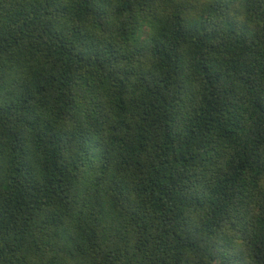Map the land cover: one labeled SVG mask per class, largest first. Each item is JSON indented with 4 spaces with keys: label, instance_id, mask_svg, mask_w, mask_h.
I'll return each instance as SVG.
<instances>
[{
    "label": "trees",
    "instance_id": "16d2710c",
    "mask_svg": "<svg viewBox=\"0 0 264 264\" xmlns=\"http://www.w3.org/2000/svg\"><path fill=\"white\" fill-rule=\"evenodd\" d=\"M0 264H264V0H0Z\"/></svg>",
    "mask_w": 264,
    "mask_h": 264
}]
</instances>
